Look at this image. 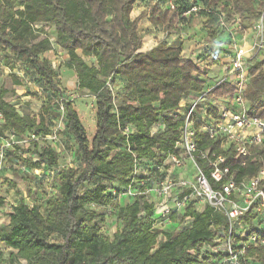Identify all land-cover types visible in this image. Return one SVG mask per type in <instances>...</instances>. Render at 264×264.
<instances>
[{
    "label": "trees",
    "instance_id": "16d2710c",
    "mask_svg": "<svg viewBox=\"0 0 264 264\" xmlns=\"http://www.w3.org/2000/svg\"><path fill=\"white\" fill-rule=\"evenodd\" d=\"M158 1L165 6L154 5L150 17L164 35L142 51L138 22L145 13L131 15L137 0H0L1 60L18 62L24 78L36 84L40 95L52 100L32 115L7 100V94L14 91L0 85V115L4 119L0 139L9 134L18 139L49 133L59 118L61 99V130L74 145L75 163V167L57 170L58 153L53 141L46 139L31 141L26 149L20 146L18 153L14 149L20 148L17 144L6 148L5 161L12 155L28 168L55 172L59 186L57 197L46 201L44 213L23 200L13 205L7 225L0 226V242L11 251L7 259L0 256V264H226L205 250L216 245L215 231L225 223L224 216L207 205L200 211L186 209L173 216L178 220L188 217L185 229L162 231L164 239L159 242L160 231L153 229L151 222L154 201L143 195L115 205L112 213L120 226L111 237L101 233L96 221L102 219L96 218L92 208L114 204L112 189L120 190L128 183L132 153L142 166L150 167L173 150L180 121L172 111L181 100L188 101L209 85L198 75L202 71L198 60L183 56L188 38L180 35V29L195 14L215 12L219 19L223 13L225 25L219 19L206 33L210 40L225 35L219 44H227V48L218 46L225 57L229 27L245 16L257 19L264 8V0ZM58 48L67 53L65 66L74 72L77 89L93 96L95 132L91 139L44 56ZM262 54L248 69L245 97L249 113L264 117ZM220 61L219 54L212 59L218 70ZM12 76L15 85L21 84V79ZM226 91H231L230 86L216 89L219 94ZM157 123L164 128L151 134L150 128ZM127 125L134 128L129 137L132 153L126 150L121 132ZM198 137L202 148L220 151V141ZM260 166L261 162L254 160L240 167L239 176H253ZM245 257L250 258L240 259L245 264H264V248L248 249Z\"/></svg>",
    "mask_w": 264,
    "mask_h": 264
},
{
    "label": "built area",
    "instance_id": "2783aa9c",
    "mask_svg": "<svg viewBox=\"0 0 264 264\" xmlns=\"http://www.w3.org/2000/svg\"><path fill=\"white\" fill-rule=\"evenodd\" d=\"M219 19L224 26L223 13ZM232 27L226 62L219 65L213 83L188 101L181 100L172 111L180 121L179 136L173 150L161 162L142 166L131 150L129 137L134 128L127 125L121 129L125 148L133 154L134 161L128 183L120 190L112 189V195L113 201L119 202L137 195L154 201L151 222L152 228L160 231L157 242L164 239L162 231L185 229L188 217L178 220L173 216L186 209L200 211L206 205L211 207L224 216L225 223L215 231L216 245L205 250L222 259L221 263L245 264L240 259H250L245 257L246 250L264 248V117L249 113L245 97L248 69L264 49V8L250 26L253 42L247 48L239 46L237 32L243 29L240 22L236 20ZM223 85L230 86L231 91L217 93L216 89ZM58 103L59 118L49 133L18 139L9 134L0 139V170L6 148L20 144L26 149L31 141L39 139L57 141L64 118L61 99ZM3 122L0 115V123ZM163 128V124L157 123L150 128V133ZM199 135L220 141V151L202 148ZM254 160L261 162L257 173L239 176L240 167ZM92 208L98 206L92 205Z\"/></svg>",
    "mask_w": 264,
    "mask_h": 264
},
{
    "label": "rangeland",
    "instance_id": "374dc122",
    "mask_svg": "<svg viewBox=\"0 0 264 264\" xmlns=\"http://www.w3.org/2000/svg\"><path fill=\"white\" fill-rule=\"evenodd\" d=\"M171 1L172 0L169 2ZM160 2L161 1L158 0H137L131 13L132 17H135L141 12L145 13L138 22L139 32L144 43L152 40L155 42L164 35L161 27L154 24L150 17L152 8ZM158 5L164 7L165 3ZM186 15H188V13ZM196 16L199 19L201 15L196 14ZM194 17L195 16L191 17V19ZM254 20L256 19H253L251 16L240 18V25L243 27L242 30L244 31L247 24ZM186 25L180 29V35H183L186 33V29H189V26ZM47 30L49 35L52 37V27H47ZM242 30H240V32H242ZM192 36L198 37V42L195 44H198V48L203 51L200 55L195 58L193 57L192 59L198 60V63L202 67V71L198 74L199 77L204 80L205 84L210 85L219 73V70H217L218 68L212 63V59H216L218 57L219 51L217 49L219 42L217 43L216 41L214 42V40H210L208 32L206 33V31H201L199 29L198 32L196 34H192ZM188 40L192 39L189 38ZM185 46L187 47V44ZM223 47L227 48V44ZM205 54L206 56H204ZM196 55L197 54H195V56ZM44 56L48 59L52 68L56 72L57 80L65 91L66 98L72 100L85 128L87 137L91 139L95 132L93 96L85 91L77 89L76 84L74 83V72L65 66L68 58L67 53L61 49L55 51L51 50L44 54ZM261 57L264 59V49ZM11 66L14 68H11ZM12 75L21 79V84L15 85L13 83ZM0 85H4L14 91L7 94V100L15 104L18 109L27 110L32 115H37V112L45 103H52L51 99L45 97V95H40V89L34 82L28 78H24L20 65L15 60H10L8 63H5L0 58ZM33 93H37L38 95L35 96ZM50 123L52 125V119ZM64 134L63 130H60L59 138L57 141L53 142L52 147L58 153V163L61 167H75V163L73 162L74 145H72V142L69 141ZM24 137L27 138L29 136L24 135ZM17 145L20 147V144ZM14 149L17 152L18 149L20 151L22 148L20 147ZM22 155H26V153ZM9 157L11 159H7L3 164V168L0 170V226L7 225L8 211H11L13 205H15L18 201L23 200L29 205L36 204L40 208V211L44 213L46 201L48 199H54L58 195L59 177L55 175V172L51 173L43 167L40 169L28 168L21 165L19 161L16 162V158L14 156L10 155ZM121 201L125 204L127 200L121 199ZM118 203L119 201H114V204H111L106 208H96V218L98 220L102 219L101 221L96 222L100 227L101 233L107 237H111V235L120 226V222L116 218V214L112 213L114 208H116L115 205ZM10 252V250L0 245V256L3 259H7Z\"/></svg>",
    "mask_w": 264,
    "mask_h": 264
},
{
    "label": "crops",
    "instance_id": "0c3cea01",
    "mask_svg": "<svg viewBox=\"0 0 264 264\" xmlns=\"http://www.w3.org/2000/svg\"><path fill=\"white\" fill-rule=\"evenodd\" d=\"M212 12V11H211ZM195 17L192 18L190 20V22L186 25L189 26V29L187 30L186 28V33H184L182 36L185 38H191L192 40H186L185 45L187 44V47H184L183 50V56L186 58H195L198 55L201 54V52H203L200 48H198V44H195L196 42H198V37L195 36L193 37L192 34H196L198 32V29L201 31H206L207 26L211 25V26H215L217 23H219V19L217 17V15L215 14V12H212L211 14H207V15H201L200 18L198 19L196 14L194 15ZM255 21V20H254ZM254 21H251L249 24H247V27L244 29V31L242 30V32H237V38L239 39V46L243 47V48H247L252 42H253V31L251 30L250 26L254 23ZM205 24V25H204ZM200 25V26H199ZM233 27L230 26L229 27V31L232 30ZM225 35L223 34H219L216 39L214 40V42L216 41L217 43L219 42V40H223ZM242 37H244V39H241ZM151 43V44H150ZM154 41H150V42H143L142 41V51H145L147 49H149L151 46L154 45ZM209 45V44H208ZM224 46V44H219L218 46ZM61 48H58L57 50H59ZM62 51L65 52V50L61 49ZM218 50V49H217ZM199 51V53H198ZM66 53V52H65ZM195 54H197L195 56ZM219 57H221V62H223L222 60L225 59V57L223 56V52L219 53ZM218 70V69H217ZM74 83L76 84V77L74 79ZM10 212V210L8 211ZM8 221H9V217H8ZM1 246H4L6 249L10 250L9 248H7L2 242H0Z\"/></svg>",
    "mask_w": 264,
    "mask_h": 264
}]
</instances>
